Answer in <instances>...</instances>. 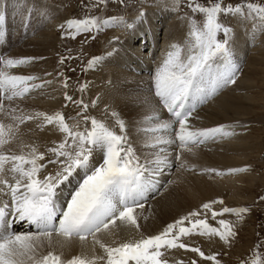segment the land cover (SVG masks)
Returning <instances> with one entry per match:
<instances>
[{
    "label": "snow or ice",
    "instance_id": "6c2138e0",
    "mask_svg": "<svg viewBox=\"0 0 264 264\" xmlns=\"http://www.w3.org/2000/svg\"><path fill=\"white\" fill-rule=\"evenodd\" d=\"M98 2L103 4L107 0ZM189 6L194 13L203 14L205 19L200 24L194 19L191 21L188 43L183 47L171 45L154 77L155 95L173 119L161 120L155 108L149 105V114L144 118L148 126L141 131L152 134L153 142L145 140L146 147L176 144L181 152H191L194 146L214 139L217 134H233L225 131V126L189 130L186 125L197 104L205 102L219 89L236 82L239 65L233 58L234 53L228 40L232 30L221 23L220 16L248 15L259 20L264 28V4L249 0L246 4L233 6L225 5L223 0H211V3L205 4L190 0ZM115 19L101 21L98 17L86 16L66 23L68 29L74 30L69 32L74 37L93 29L99 31ZM3 22L4 16L0 15V24ZM220 33H223L224 39H218ZM101 59L94 57L89 62V68ZM29 62L30 58L0 57V114L12 121L5 123L4 119H0V264H168L167 260L161 259V249L189 248V245L181 242V237L190 236L194 232L198 235L219 236L226 244L231 243V238L236 235L232 222L220 219V226L213 227L207 218L193 219L201 216L198 211H192L167 225L157 235L128 239L116 246L100 240L97 234L108 230L110 224L115 225L117 220L126 221L139 229L140 225L133 214L134 207L137 206L138 198L142 199L149 187L154 186L151 176L162 166L169 164L167 153H154L153 158H146L141 162L140 156L129 142L126 122L115 112L112 115L116 118L115 125L119 131L94 117L85 116L84 127L81 129L79 121L70 125L61 112H36L28 115L20 110L21 114L17 115V107L9 105L6 109L3 103L5 99H22L31 90L43 87L42 84H28L29 81L38 79L35 76L16 75L7 71ZM65 98L72 100L71 96L66 95ZM78 103L85 110L88 108L83 101ZM31 120H40L38 127L41 128L55 125L65 136V139L47 149L50 154L47 163H38L45 160L46 154L38 151L34 145H25L30 148L27 154H16L7 147L18 139L19 125ZM174 125L178 126V130ZM170 128L175 132L174 139L154 135L162 134ZM96 150L102 153L103 162L99 166H92L91 157ZM180 159L178 154L176 160ZM6 165L10 166L6 168ZM48 165H56V171L41 178V172ZM78 169L84 172V179L71 196L66 209L62 210L56 201L57 189ZM247 170L232 169L230 172ZM217 202L223 204L220 200L202 205L204 210L211 212L213 219L225 213L240 217L250 211L249 208L224 207L217 212L212 209V205ZM139 206L143 207L142 204ZM57 216L61 217L58 222ZM185 221H188L190 227L184 226ZM17 222H27L35 226L37 231H13L12 225ZM54 234L63 240L54 241ZM89 236L103 250V255L80 254L63 259V253L58 254L52 250L57 244L63 247L73 237L84 241ZM44 248L50 250L44 254ZM190 250L205 259L215 261V264H221L215 255L205 256L199 247H192ZM253 264L259 262L254 261Z\"/></svg>",
    "mask_w": 264,
    "mask_h": 264
},
{
    "label": "rangeland",
    "instance_id": "374dc122",
    "mask_svg": "<svg viewBox=\"0 0 264 264\" xmlns=\"http://www.w3.org/2000/svg\"><path fill=\"white\" fill-rule=\"evenodd\" d=\"M198 2L205 4L211 3V0H198ZM247 2H249V0H223L225 5L233 6L246 4ZM251 2L264 4V0H251ZM162 4L164 6H160ZM189 5L190 0H107V2L103 4L99 3L98 0H0V15L4 16V22L0 24V57L14 59L30 58L28 64L7 69V71L11 74L25 76L32 75L37 78H40L38 72L46 75L44 76L46 79L43 77V81H46L44 82L43 87L31 90L30 93L22 99L17 98L13 101L5 99L3 101L5 108L7 109L9 105H11L12 107L18 108L17 115L21 114L20 110H22L23 114H27L29 109L26 104L35 105L33 102L29 101H34L32 97L38 94L42 88L46 90L48 84L54 79L55 82L53 84L57 85L55 86L58 88V96L60 98L58 105L59 109H57V112H61L70 125L72 121L75 119L78 120V118L81 117L80 125L82 129L84 127L83 118L85 116L91 117V115L88 113V108L86 109L87 111H85L82 105L78 102L83 101L84 104L89 105L88 99L92 97L90 91L92 90L93 82H95L93 70L100 67L101 64L99 63L101 62L99 61L95 64L93 66L94 69L92 67L89 68L88 65L94 57L101 58L104 54L105 47L116 39L117 31L114 29V26H111L112 23L117 20L129 21L131 18L134 19L138 15H143L146 10L148 11L152 7L158 6L171 14L175 13L174 22L177 23V28L181 33L177 39L178 41L180 39L179 45L182 43V45L185 46L189 41L191 21L194 19L200 24L205 19L203 14L199 12L194 13ZM246 11L247 10L245 9V12ZM86 16H95L101 21L111 18L116 19L112 23L102 27L99 31L93 29L89 32L76 34L74 37L73 35H70L69 32H74V30L68 29L66 22L72 19H82ZM245 20H249L251 23L248 26H245L243 24ZM220 21L232 30L228 40L230 47L234 51L233 53L236 52L234 49L237 48L238 40L240 41L239 36L243 38L245 36V31H248V34L249 32L254 34L253 36L248 37L252 39H246L245 49H247V51L244 49L242 53L238 54L236 52L234 54L235 58L233 57L236 64L239 65V71L236 73V81L239 80L242 75H245L247 76V79L251 81V85H246L244 92H234V94H236L232 101H234L237 108H235L236 110L234 109L231 111V115H234L239 109L237 111L238 115H235L234 117L230 116L232 118L230 124L234 127H225V131L232 132L233 134L228 136L217 134L214 139H208L206 141L210 140L209 143H211V140H213L212 143H214L218 139L223 141L229 137H234L238 140L240 137L244 141H247L245 144V150H243L244 158L240 159L237 165L232 167L229 166V168L224 171L228 182L226 181V183L223 184V192L217 193L206 200L198 201V203L196 200L201 198L196 199L199 195L193 197L192 192L188 193L189 191L187 190V185L184 181L174 182L170 179L168 184L174 186L171 196L174 198L177 205L183 204L180 205L182 206L183 213L180 212L179 214L170 212L165 214V211H162L161 217L166 216V219L163 222L164 224L167 223L162 229L164 230L167 225L174 223L181 217L187 216L188 213L198 211L201 213V216L193 219L207 218L208 223L213 227L220 226V219L230 221L234 225L236 235L231 238L230 244H226L219 238V236L198 235L195 232L190 236L182 237L183 239L181 238V242L189 245V248L177 249L191 252V255L185 257L182 255L177 256L175 259L176 263H173L163 254L161 259L167 260L168 264H192L193 261H195V264H215V261L205 259L204 257L199 256L198 253L192 252L190 250L192 247H199L201 251L205 253V256L215 255L221 264H253L254 261H258L259 264H264V200H261V197H264V28L261 27L259 20L248 15H221ZM61 25H64V27L62 28ZM29 31L35 36L34 38L27 37L31 35ZM224 38L223 33L218 35V39ZM248 42L250 45L253 43L252 46L254 47L252 48V46H249ZM39 47L44 49L40 50ZM254 50H256L255 53L252 52ZM251 54L254 58H251L252 64H250L249 67L248 61H250V59L248 58L251 57ZM236 59L240 60L237 61ZM62 60L63 62H61ZM47 66L49 67L47 68L49 72L42 70ZM51 76L53 79H51ZM36 80L29 81L28 84H38V79ZM65 82L67 83V87H65ZM236 83L237 82L219 89L215 93L216 96L212 95L207 101L217 98V95H220L219 93ZM85 85L86 87H84ZM242 94L244 97H241ZM66 95L71 96L72 100H66ZM97 96L98 93L95 95V98ZM102 109L107 112L108 104L105 106L103 105ZM0 119H4L5 123L12 122L10 119L4 118L2 114H0ZM115 119L113 121V127L116 128ZM233 120L234 122H232ZM26 122L28 123L30 121ZM195 125L191 126V128L189 127V130H197L198 128L196 127L198 125ZM217 127L220 126L216 125L203 129ZM116 129L119 131L118 128ZM168 138L169 137H167V139ZM131 144L135 151L137 150L136 153L138 152L139 154H137L142 157H140L141 162L145 160V157L150 159V156H145L143 153H140V151L143 152V147L134 146L135 143L133 140L131 141ZM159 145H161V147L170 146V144ZM159 145H157V147ZM203 145L205 144L202 143L194 147L204 151L206 149H204ZM199 151H192L190 153L186 152L187 154L184 155L186 161L182 159V163L184 164L182 167L184 170L189 171L191 168H201L203 171L201 165H205V168L208 169L207 176L204 175L199 178L198 183L202 185V180L207 184L210 183V181H207L210 176L209 179L214 177L215 179L213 178L212 180L217 183L219 181L222 183V178L218 175L220 172L218 170L221 169L220 167H211V164L206 167L205 163L201 164V162L199 163L197 160H191V157L194 155L198 156L199 153H201ZM180 153L182 152H179L178 154L180 155ZM152 157L153 155L151 158ZM99 158L101 164L103 162L102 153L99 154ZM208 166L210 167L208 168ZM245 168L248 170L230 172L232 169ZM201 174L202 173H197L198 176H201ZM239 178L242 179L239 180ZM186 181H188L187 178ZM211 190L212 189H210L209 192ZM220 200L223 201V204L217 202L212 205V209L217 212L221 211L224 207L234 209L249 208L250 211L242 214L240 217L235 214L225 213L223 216H217L213 219L211 212L204 210L202 205ZM194 204L196 206L192 207ZM184 226L190 227L188 221H185ZM164 250L167 249H161L162 252ZM54 251L58 254L63 253V257H67L69 253L72 252V249H67L66 251L62 248L56 247ZM130 264H132V262H130Z\"/></svg>",
    "mask_w": 264,
    "mask_h": 264
},
{
    "label": "bare ground",
    "instance_id": "6f19581e",
    "mask_svg": "<svg viewBox=\"0 0 264 264\" xmlns=\"http://www.w3.org/2000/svg\"><path fill=\"white\" fill-rule=\"evenodd\" d=\"M163 4L160 6H164ZM174 20L175 13L171 14L157 6L152 7L148 11L146 10L143 15H138L134 19L131 18L129 21H115L114 23H112L111 26L115 27L114 29L117 31V37H115L116 39H114V41H112L105 47L104 54L101 57L102 59L100 60L101 63H99L101 64V66L98 67L96 70L92 67L94 69L93 75H95V82H93L92 90L90 91L92 97L88 99L87 94V97H85L88 99L89 102L88 113L91 115V117H94L98 120H104L110 126L113 127V121L115 117H113L112 113H117L119 117L126 122V131L129 137V142L131 143V141L133 140V142L135 143L134 146H138L141 148L143 147V152L140 151L141 154L143 153L145 156H150L151 159V156L154 153H167V157L169 160L168 165L162 166L161 169L154 176H151L154 186L149 187L142 199L138 198L137 206L134 207L133 214L137 218V222L140 225L139 229L128 224L126 221L117 220L115 225L110 224L108 230L102 231L97 234V237L100 240L110 246H116L120 242H123L128 239H139L141 237H147L161 233L163 231V227L167 224L163 223L166 219V216L161 217L162 211H165V214H168L170 212L179 214L180 212L183 213L182 206H180L183 204L177 205L174 198L171 196V193L173 192L172 190H174V186L172 184H168V181L170 179L174 182L184 181L187 185L185 186L189 191L187 192H192L193 197H197L199 195L196 199L201 198L199 200H196V202L198 203V201L200 202L204 199L206 200L217 193L223 192V184L226 183V181L228 180L227 176H225L224 171L227 170L229 166L232 167L237 165L238 161L244 158L243 150H245V144L247 141H244L240 137L238 140L234 137H229L228 139H225L223 141H220L218 139L214 143H212L213 140H211V143H209L210 140L205 141L203 143L205 144L203 145V147L206 150L203 149L204 151L193 147L192 151L197 152L201 150L199 151L201 153H199L198 156L194 155L193 157H191V160H197L199 163L201 162V164L205 163L206 167L207 165L211 164V167L216 166L218 168H221L218 170L220 171L218 175L221 176L222 183L220 181L217 183L212 180L214 177L212 179H209L211 177L210 176L207 180L210 181V183L207 184L205 181L202 180L201 185L198 183L199 178L204 175L207 176L208 173V169L205 168V165L200 164L201 167H203L204 172L201 168H199L201 170L197 168H191L189 169V171H185L184 168L180 166L183 160L186 161L184 155L187 154L186 152L188 151L185 150L180 153L181 159L178 161L176 160L175 155L181 151L177 149L178 146L176 144H170L169 147H161V145H159L158 147L145 146V140H148L149 143L153 142L151 140L152 134H145L141 131L143 127L148 126V122L145 121L144 118L146 117V115L149 114V105L155 108L161 120L170 121L173 119L170 113L167 112V109L164 108L159 98L155 95L154 77L157 71L160 69L162 62L165 59L166 53L170 50V46L173 44L179 45L180 43V39L178 41L177 38L181 33L180 30L177 28V23L174 22ZM250 23L251 22L249 20H245L243 22L245 26H248ZM29 32L31 35L27 37L34 38L35 36L32 34V32ZM247 32L245 31V36L243 38L239 36L240 41L238 40L239 43L237 42V48L234 49L238 54L242 53V51L245 49L246 39H252L248 37L254 35L253 33L249 32L248 34ZM252 44L250 45L249 43V46H252ZM253 47L254 46H252V48ZM39 48L40 50L44 49L41 47ZM245 50L247 51V49ZM252 52L255 53L256 50ZM251 58H254L252 57V54L251 57L248 58L250 59V61H248L249 67L250 64H252ZM47 68L49 67L47 66L42 70H45L47 72ZM38 76L40 78H38L37 83L39 85H43L44 82H46L43 81V77L46 75H43V73L38 72ZM51 79H53L52 76ZM54 82L55 81L53 79L51 83L48 84L47 89L45 88L46 90L42 88V90L39 91L38 94H33L34 96L32 98L34 99V101L29 102H33L35 105L26 104L27 108L29 109L27 113L28 115L35 114L36 112H43L47 114H54L55 112H57V109H59L58 105L60 98L58 96V88H56L57 85L55 84V86L53 84ZM236 82L237 83L235 85H231L230 87L226 88L223 92L219 93L220 95H217V98H213L212 100L208 101L206 100L203 103L197 104L195 111L188 119V121H190L187 123L186 127H188L189 129V127L191 128V126L196 124L195 126L198 125L196 128L203 130V128H209L211 126L216 125H226L225 127L229 128L233 126L232 124H230V120L232 119L230 116L234 117L235 115H238L237 111L239 110L238 109L234 115H231V111L237 108L234 101H232L234 95L236 94H234V92H244L245 86L251 85V81L247 79V76L245 75H242L241 78ZM97 93L98 96L95 98V95H97ZM241 97H244L243 94ZM106 104H108L107 112L102 109V106H105ZM80 118H78V120L75 119L74 121L81 122ZM74 121H72L71 124H75ZM232 122H234V120ZM40 123V120H31L28 123L25 122L24 124L19 125L18 139L13 141L7 147L11 148V150L16 154H27L30 151V148L25 147V145H34L38 148V151L44 152L46 154L45 160L38 161V163H47V160L50 158V154L47 153V149L55 146L60 141L65 139V136L63 135V133L57 130L55 125H46L41 128L38 127ZM174 128L178 130V126L174 125ZM154 135H163V137L166 139L167 137L173 139L175 138V132L171 128L162 134L155 133ZM97 151H94L91 157L92 166L100 165L99 154L101 153ZM144 159H146V157ZM9 166L10 165H6V168ZM209 167L210 166H208V168ZM56 168V165H48L46 170H43L41 172V178H43V176L47 173L55 172ZM197 173L202 174L201 176H198ZM186 178L188 181H186ZM83 179L84 172L78 169L75 173H73L72 177H70L68 181L60 185V187L57 189L56 195V201L60 209H66L68 201L78 189ZM240 179L242 178H239V180ZM187 182L192 183H189L188 185ZM210 189L212 190L209 192ZM141 204L143 205V207L139 206ZM195 204L192 207L196 206ZM60 218L61 217L57 216V222ZM12 230L21 233L37 231L35 226L27 222L14 223L12 225ZM53 239L54 241L63 240L62 237H57L55 236V234L53 236ZM56 247L62 248L66 251L67 249H72V252H70L67 257H62L63 259H70L71 257L80 254H85L88 256L104 254L103 250L99 247V245L94 244L91 236L87 237L84 241H80L78 238L73 237L70 241H66L63 247H60V245L57 244L52 250H54ZM49 250L50 249L48 248H44L42 249V252L45 254ZM162 253L168 258V260H171V262L173 263H176L175 259L177 256L182 255L185 257L191 255V252H188L186 250L183 251L177 248L172 250L167 249L164 250ZM99 264H104V262H99Z\"/></svg>",
    "mask_w": 264,
    "mask_h": 264
}]
</instances>
